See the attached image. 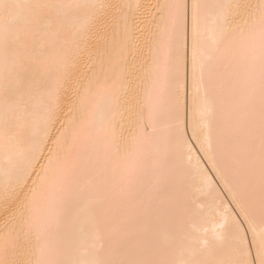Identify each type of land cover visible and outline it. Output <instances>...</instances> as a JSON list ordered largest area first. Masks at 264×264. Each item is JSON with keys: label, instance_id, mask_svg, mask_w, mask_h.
Returning a JSON list of instances; mask_svg holds the SVG:
<instances>
[{"label": "snow or ice", "instance_id": "1", "mask_svg": "<svg viewBox=\"0 0 264 264\" xmlns=\"http://www.w3.org/2000/svg\"><path fill=\"white\" fill-rule=\"evenodd\" d=\"M0 264H264V0H0Z\"/></svg>", "mask_w": 264, "mask_h": 264}, {"label": "bare ground", "instance_id": "2", "mask_svg": "<svg viewBox=\"0 0 264 264\" xmlns=\"http://www.w3.org/2000/svg\"><path fill=\"white\" fill-rule=\"evenodd\" d=\"M149 2H151V0H149Z\"/></svg>", "mask_w": 264, "mask_h": 264}]
</instances>
